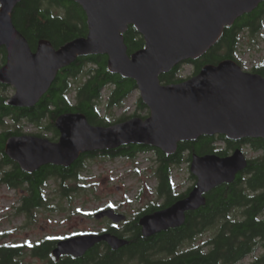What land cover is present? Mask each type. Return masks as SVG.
Here are the masks:
<instances>
[{
    "label": "water",
    "instance_id": "obj_1",
    "mask_svg": "<svg viewBox=\"0 0 264 264\" xmlns=\"http://www.w3.org/2000/svg\"><path fill=\"white\" fill-rule=\"evenodd\" d=\"M22 0H0V48L7 63L0 82L16 93L7 104L35 107L56 81L60 70L79 57L107 55L113 74L136 81L150 115L113 124L94 126L82 113L56 119L59 142L35 136L8 140L6 153L29 173L45 165L70 167L82 154L138 144L175 154L179 143L202 136L223 135L231 141L264 139V77L242 70L233 60L206 65L200 73L178 84L165 85L160 76L179 64L204 56L221 39L225 28L254 12L264 0H73L88 20V35L56 50L41 40L33 52L16 28L12 14ZM134 26L145 48L129 55L124 34ZM242 149L233 155L193 154L190 172L197 179L189 196L168 209L142 220L144 235L182 227L188 212L207 204L206 195L224 184H233L249 165ZM112 212H102L101 217ZM113 250L128 241L83 236L63 241L55 256H83L97 242Z\"/></svg>",
    "mask_w": 264,
    "mask_h": 264
},
{
    "label": "trees",
    "instance_id": "obj_2",
    "mask_svg": "<svg viewBox=\"0 0 264 264\" xmlns=\"http://www.w3.org/2000/svg\"><path fill=\"white\" fill-rule=\"evenodd\" d=\"M12 18L33 52L36 51L41 40L49 41L58 50L65 44L88 35L87 16L82 7L73 0H22L14 9ZM262 30H264V2L254 12L236 20L233 26L226 27L216 46H213L204 56L179 64L171 72L161 75V82L167 86L184 82L186 79L181 77L180 72L185 65H192L195 70L193 75H198L206 65H218L225 60H234L239 63L236 54L244 35L248 34L255 44ZM261 36L264 38V34ZM123 38L129 55L145 48V41L134 26H129ZM6 54V49L2 47L0 56H6ZM108 59L105 54L79 57L65 70V74L61 70L57 76L61 78L60 82L55 81L56 83L35 107L25 109L26 117L30 122L37 123L44 117L48 106L52 104L56 108L52 115L53 120L66 113H82L94 126L120 124L135 117L148 118L150 111L139 98L137 111L133 116H124L114 123L108 121L105 113L123 108L128 99L138 91L136 81L109 71ZM252 72L264 77V62L254 67ZM79 75H84L85 81L75 87L68 82L71 87L69 88L67 78L70 76L77 78ZM1 88L6 87L0 84ZM107 89H109V95L106 99V107L103 109L104 91ZM6 101L5 97H0V108L3 111H0V124L10 110L5 106ZM7 137L8 135H0L1 153L4 152ZM241 141L240 143L231 141L220 134L219 136H202L196 141L179 143L176 153L171 156L156 147L132 144L118 149L84 154L75 162L74 168L78 170L81 163L85 164L83 167L87 166L89 158L108 157L112 160L134 161L141 155L152 154L153 157L150 160L161 165L159 171L155 172L158 174L159 185L162 186L160 196L163 195V187L169 184L170 165L190 163L193 154H215L227 157L238 148L248 147L254 156L248 161V167L237 176L236 181L233 184H224L206 195L208 202L202 208L204 215L200 217L204 228L220 223L215 236L208 242V248L202 253L200 250L188 251L186 262L181 257L174 260L177 262H172V264H242L247 257H253L260 245L264 246V219L261 218L264 213V139L249 138ZM47 172V169H43V173ZM27 177L29 178L30 175ZM0 182L4 183L6 179L3 178ZM38 188L32 186L35 194H39ZM80 189L85 190L84 187L77 186L75 192ZM236 208H240V214L232 217L231 212ZM192 225L196 226L195 218L187 222V226ZM192 238L195 236L190 234V231L157 235L149 239L137 236L124 250L108 254L112 260L124 259L126 256L132 258L135 248L139 245L150 248L161 243L162 247L174 249L177 244H183L185 240ZM144 253L147 252L142 254ZM6 262L5 251L2 250L0 264H6ZM250 264H264V254Z\"/></svg>",
    "mask_w": 264,
    "mask_h": 264
},
{
    "label": "flooded vegetation",
    "instance_id": "obj_3",
    "mask_svg": "<svg viewBox=\"0 0 264 264\" xmlns=\"http://www.w3.org/2000/svg\"><path fill=\"white\" fill-rule=\"evenodd\" d=\"M7 58L8 54L0 56V69L6 65ZM66 69H63L64 74ZM59 79L61 78H57L56 82L59 83ZM68 82L73 87L77 84L76 78L72 76L67 78V84ZM0 84L6 87L0 89V97H5L8 100L14 95L15 90L11 86L4 85L1 82ZM68 86L71 88L69 84ZM7 105L5 106L10 108L9 113L5 115L0 124V135H8L4 152H0V180L6 179V182L2 185L11 191L18 192L20 198L17 202V211L10 213L11 217L6 218L7 228L0 235V240H3L0 243V251H5L6 264H172V262H177L174 260L178 257L186 262L185 258L188 251L200 250L202 253L208 248V246L204 249L200 246L188 244L189 241H193L205 232H211L213 226H215V230H218V224L204 228L200 218L204 215V212H202L204 207H202L196 211L188 212L186 221H184L185 224L182 227L162 231L152 236L190 231V234H193L195 238L185 240L183 244H177L174 249L166 246L162 247L161 243H157L150 248L139 245L135 248V254L132 258L126 256L124 259H110L109 256L112 252L124 250L135 237L151 238L143 236L144 228L141 222L145 217L160 212V210L168 209L173 204L189 196L197 184V179L189 172L190 164H172L169 166V186L165 185L163 187V195L159 196L162 186L159 185L158 174L155 173L159 171L161 165L153 163L150 165L151 180L149 181L154 183L153 186L155 187L151 188V192L154 194L138 195L133 198L125 196L121 197L122 200L120 201L109 200L105 204L93 206L92 203H101V201H90L91 199L98 200L97 197L73 195V193H76L77 186H86L83 184L86 181L83 174L88 165L83 167L85 164L81 163L77 170L74 168L75 162L70 167L49 164L29 173L6 153L8 140L14 137L35 136L54 143L59 142L61 132L55 125L56 120H53L52 116L56 111L55 106L50 104L44 117L37 123H33L26 117L25 109L28 108ZM0 111H2L1 108ZM28 125L36 128L37 132L27 131ZM235 142L240 143L242 141ZM106 160L113 161L108 157H97L95 159L89 158L88 162ZM43 169H47L48 172L43 173ZM186 171L188 172V178L179 183V179L183 178V173ZM28 175H30L29 178ZM171 183L172 185H170ZM50 184L55 189L51 191V195H48L45 190ZM33 185L39 187V194H35L32 189ZM77 200H80V203L76 205ZM237 210H240V208L233 211L236 212ZM102 212H112L113 217H101ZM232 214L233 212H231ZM57 218L60 221L55 222ZM78 218H80L81 223L91 221V228L66 232L64 226L70 230L79 226V223L76 222ZM191 218L196 220L195 227L193 225L191 227L187 226V222ZM261 218L264 219V213ZM53 224L60 228V232L52 229ZM89 235H111V237L128 241V244L118 250H113L107 242L100 241L83 256L63 255L56 258L54 252L61 242ZM143 252L147 253L142 254Z\"/></svg>",
    "mask_w": 264,
    "mask_h": 264
},
{
    "label": "rangeland",
    "instance_id": "obj_4",
    "mask_svg": "<svg viewBox=\"0 0 264 264\" xmlns=\"http://www.w3.org/2000/svg\"><path fill=\"white\" fill-rule=\"evenodd\" d=\"M261 34H264V30L261 31ZM258 35L257 43H253L252 39L248 34H245L242 39V44L237 51L236 58L242 62V66H244V70L251 72V69L262 62H264V38ZM194 67L192 65H186L183 67L181 73V77L190 78L194 74ZM77 80V84L85 81L84 75H79ZM76 84V85H77ZM109 89L104 91V102L102 108L106 107V99H108ZM140 98V93L136 92L133 96H131L126 102L123 108H117L112 111H107L105 116L108 118V121L111 123L117 122L124 116H133L137 111V101ZM27 131L31 133L37 132V129L28 125L26 128ZM47 136V135H46ZM50 137V136H49ZM244 152L246 153V157L249 159L252 158L253 153L250 151L248 147H244ZM232 153V152H231ZM153 157L152 154L149 155H141L136 160L129 159H116V160H106V161H94L87 163V169L84 172V176L86 177V181L83 183L85 186V190L80 189L78 192L73 193L74 196H88V197H97L98 200L91 199L90 201H101V203H92L93 206L105 204L109 200L120 201L121 197H135L138 195L147 196L149 194H154L151 192V188L153 189L155 186L152 183L150 178V165L153 163L150 159ZM188 178V172L183 173V178L179 179V183L183 181V179ZM53 185H49V187L45 190L46 194L51 195V191L54 190ZM20 194L15 191H11L6 188L4 185H0V235L7 228L6 226V218L11 217L10 213L17 211V202ZM80 203V200H77L76 205ZM237 214H240V210H237ZM236 214L233 213L232 216ZM78 218L76 222L79 223V226L76 229L70 230L66 226H64V230L66 232L74 231V230H85L90 229L92 226L91 221H81ZM60 221L55 219V222ZM80 221V222H79ZM220 223H218V226ZM211 232L207 231L203 235L197 237L193 241H189L188 244L191 246H200L202 248H206L208 242L211 238L215 236V226L211 227ZM52 229L60 232V228L57 227L56 224H53ZM3 240H0L2 243ZM264 254V246L260 245L256 250L253 257H248L242 262V264H250L255 258L262 256Z\"/></svg>",
    "mask_w": 264,
    "mask_h": 264
}]
</instances>
